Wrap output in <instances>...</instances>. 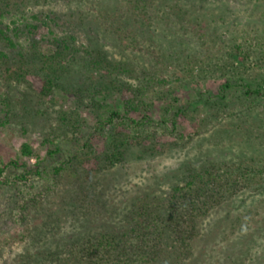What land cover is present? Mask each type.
Segmentation results:
<instances>
[{
    "label": "rangeland",
    "instance_id": "1",
    "mask_svg": "<svg viewBox=\"0 0 264 264\" xmlns=\"http://www.w3.org/2000/svg\"><path fill=\"white\" fill-rule=\"evenodd\" d=\"M85 1L0 0V118H7L6 125L0 127V165H8L10 159L17 158L20 145L28 143L40 157L42 172L26 182H19L17 187L0 185V264H23L24 255L40 248L42 244L37 238H46L54 230L52 225V230L42 225L46 218L56 221L73 218V214L87 218L97 210L106 217L113 209L116 213L112 212L110 217L120 218L116 215L117 208L127 210L143 194L167 192L176 182L174 172L188 163L197 165L207 158L227 164L239 163L244 160L242 156H264L263 98L256 101L238 98L240 102L235 109H230L231 114L223 109L217 116L207 115L210 110L204 102L207 95L219 92L228 77L243 76L252 82L261 74L264 77V0H91L96 2L84 7L82 15L80 10ZM138 2L146 8L139 18L151 15L150 28L155 32L154 37L150 35L154 44L150 43L149 54L132 50L131 59L138 67L140 63L158 60V39L165 34L168 40L164 47L179 43L180 36L175 33L179 29L172 26L182 22L169 26L168 30L165 21L184 18L189 22L188 25L185 21L184 28L192 27L190 23L196 25L192 27L195 29L203 26L210 44L204 60L193 67L194 74H202L199 84L185 85L179 91L183 92V95L180 93L182 101L189 102L174 127L173 135L180 133V138L178 135L174 140L170 136L173 126L164 123L162 117L164 105L171 97L167 102L145 99L149 104L151 125L143 128L142 135L123 129L127 134H135L145 147L134 144L119 162L109 166L96 159L105 149L106 138L96 133L88 136L96 120V110L90 104L79 103L72 91L67 90H74L82 80L88 85L92 76L100 72L96 69L92 72L90 65L87 66L83 48L99 46L110 58H124L116 46L117 35L105 30L99 24V17L114 11L116 15L125 12L130 19L128 26H133L131 19L136 14L118 5L128 3L134 9L132 4ZM194 34L191 31L190 35ZM66 36L72 37L69 42L78 50L63 59L65 68L58 70V74L61 73L60 82L66 89L58 88L52 102L39 92L44 72H49L42 62L43 56L54 52L55 40ZM234 47L239 49L235 60L241 61L243 67L229 71L219 69L225 63L226 53ZM245 54L248 55L245 57ZM172 69L173 66L168 71ZM103 103L114 106L117 99L108 97ZM144 110L141 108L142 113ZM65 112H74V116L68 114L66 119H77L76 130H69L70 125L61 121ZM139 115L132 116L138 118ZM152 129L156 134H152ZM242 134L247 135L245 143L248 145L242 141ZM85 139L90 144L89 152L79 150L82 154H77L74 163L80 174L82 170L89 174L79 183L68 174L70 171L54 176L53 168L66 159L69 148H80ZM56 146L60 151L48 154V148ZM36 159L24 157L23 161L32 165ZM16 172L8 165L4 175L13 178ZM86 191L90 193L86 200L92 199L94 210L81 200L82 192ZM29 198L28 208L22 210V203ZM195 218H198V234L190 253L173 261L168 258L165 264H264V193L254 183L242 185L207 211L201 210Z\"/></svg>",
    "mask_w": 264,
    "mask_h": 264
},
{
    "label": "trees",
    "instance_id": "2",
    "mask_svg": "<svg viewBox=\"0 0 264 264\" xmlns=\"http://www.w3.org/2000/svg\"><path fill=\"white\" fill-rule=\"evenodd\" d=\"M95 2L85 1L82 4L83 9L80 10L82 15L84 7L93 5ZM132 5L134 9H131L128 3L118 6L126 7L127 12L136 14L131 19L133 26H128L130 19L126 18L125 12L116 15L114 13L117 12L114 11L113 15L107 13L108 15L101 14L99 17V24L103 25L105 30H110L117 35L116 46L120 48L123 54L121 56L124 58H110L109 53L99 46L83 48L82 51L88 62L87 66L90 65L92 72L94 69L100 72L96 77L92 76L88 85H84L82 80L81 83H77L74 90H67L68 93L72 91L79 103L90 104L96 110V120L88 136L96 133L106 138L105 149L99 156H96V159L109 166L119 162L134 144L138 143L145 147L135 134L130 135L123 132V129L128 128L142 135L143 128L151 125L149 104L145 99L152 101L157 98L167 102L171 97V100L164 105L162 117L164 123H170L173 126L170 136L174 140L178 135L180 138V133L173 135L174 127H177V118L184 115L185 107L189 102L182 101L183 92L179 91L185 85L199 84L202 74H194L193 67L204 60L210 44L203 26L195 29L192 27L196 25L190 23L192 27L184 28L186 27L185 21L189 25L188 19L184 20V18L182 21L177 20L178 22L176 20L165 21L168 30L169 26L182 22V24L172 26L174 29H179L175 32L180 36L179 43L176 46H165V48L163 44L168 40L165 34L164 37L158 39V46L155 42L158 48V60L154 63L150 61L146 64L140 63L138 67L137 63L131 59L132 50L139 49L149 54V46L154 44L150 35L154 37L155 32L152 31L153 28H150V22L153 20L151 15L139 18L141 12L146 11L144 4L138 2ZM110 16L114 18L111 19ZM147 24H149L148 27ZM190 30L195 33L193 36L190 35ZM70 40H73L71 36L55 40L56 50L49 56H43L42 62L49 72H44L39 92L43 97H50L52 102L55 99L54 92L60 87L65 88L60 82L61 73L58 74V70L65 68L62 64L63 59L70 52L78 50L74 43L69 42ZM238 54L237 47H234L233 51H228L225 63L221 64L219 69L229 71L243 67L241 61L236 62L235 60ZM247 55L245 54V57ZM171 66H173L172 71H168ZM136 69L138 72H135ZM122 74L129 76L133 81L124 79ZM17 75L21 76L20 73ZM174 82L178 84L174 85ZM254 82L243 76L228 77L220 86L218 93H210L204 98L210 110L207 115L217 116L223 109H228L231 114L230 109H235L238 98L253 101L264 99L263 75H259L257 81ZM112 96L117 99L114 106L103 103ZM4 102L6 103L7 100ZM143 107L145 110L142 113L141 108ZM68 114L74 116V112H65L60 117L61 121L68 127L70 125L69 130H76L77 119L70 117L66 119ZM133 114L140 115L136 118L132 116ZM6 123L7 118H0V127L5 126ZM64 131L66 133L68 130ZM152 134H156L154 129H152ZM241 139L244 143L248 142L247 135L242 134ZM71 140L76 143L75 140ZM245 144L248 145V143ZM81 149L89 152L90 144L87 139L80 148H69L66 159L53 168V175L57 176L61 172L70 171L68 174L76 178V183H79L85 174H89L84 170L81 172L83 174H80L78 168L75 167L74 162L77 154H82L78 152ZM47 151L48 154L56 153L60 151V148L56 146L54 149L48 148ZM33 156L37 158L34 164H27L23 161L24 157ZM242 157L244 160L239 163L231 161L227 164L223 160L216 161L208 158L197 165L190 166L188 163V166H183L174 172L173 178L176 182L167 192L159 195L143 194L132 202L127 210L121 211L117 208L116 215L120 218L110 217L113 215L112 212L116 213L115 209L109 213L110 215L108 214L109 216L103 217L105 213L100 214L98 208L87 218L77 217L74 214L73 218H60L56 221L46 218L42 221V225L50 227V230L54 227V230L46 238H37V241L41 242L46 249L41 245L35 252L24 255L23 264H45L47 261L49 264H165L168 258H171V261L179 259L182 255L190 253V246L196 240L198 218L195 217L201 210L207 211L212 205L222 200L223 197H228L242 185L254 183L257 189L264 193V156ZM7 164L17 172L13 178H10L4 175L8 165H0V185L10 184L17 187L19 182H26L32 176L42 174L40 157L28 143H22L18 157L10 159ZM82 193L81 200L90 204L89 209L94 210L92 199L86 200L90 193L88 191ZM30 200L31 198L22 203V210L28 208L27 204ZM62 221L66 222L69 227H66ZM169 242L175 245L168 246Z\"/></svg>",
    "mask_w": 264,
    "mask_h": 264
}]
</instances>
